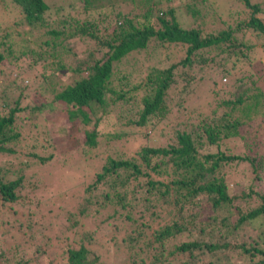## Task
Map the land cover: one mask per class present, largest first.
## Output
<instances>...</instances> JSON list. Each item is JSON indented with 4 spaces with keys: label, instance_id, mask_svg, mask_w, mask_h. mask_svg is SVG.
<instances>
[{
    "label": "trees",
    "instance_id": "1",
    "mask_svg": "<svg viewBox=\"0 0 264 264\" xmlns=\"http://www.w3.org/2000/svg\"><path fill=\"white\" fill-rule=\"evenodd\" d=\"M170 1L145 0L143 11L134 18L117 14L115 28L110 33H103L95 20L80 21L77 16L62 20L58 29L49 28L46 34L54 38L63 37L68 44L75 39L94 42L93 47L85 52L83 60L71 52L69 46L60 47L55 53L40 51L36 54L50 60L52 68L75 76L73 81L61 87L52 101H47L42 95L47 94L40 88L54 83L51 76H43L45 83L36 86H39V91L32 95V105L22 106L20 101L25 99L22 95L16 99L13 108L7 103L0 104V110L8 109L6 114H0V154L13 153L8 144L23 141V135L14 131V124L19 122L18 113L26 109L41 115L45 111L65 113L71 125L80 121L87 128L83 132L81 148H95L97 128L106 114L109 96L112 102L127 103L135 99L140 103L136 115L127 122V125L135 127L131 135L137 133L140 138L146 139L145 130L155 131L156 128L160 138L174 137L169 139L167 146H144L139 151L138 160L119 155L107 157L94 180L76 190L68 199L69 204H56L57 198L50 200L52 203L48 210L52 215L48 217L51 220L42 223L43 233L29 228L32 224L26 222V217L30 214L17 220V210L12 208L24 200L21 194L26 188L23 170H18V178L12 180L0 169V211L3 210L0 217L5 218L4 224L10 228V235L16 236L22 228H26L30 235L28 240L32 242L38 236L47 237V240L55 237L57 241L61 237L63 243L55 251L50 249V244H44L52 250L49 254L35 247L38 264H107L106 257L101 262V256L96 252L99 250L94 246L101 242L98 229L99 236L107 235L102 242L103 248L114 241V231L110 234L105 227L90 224L101 217L104 220L102 225L110 224L114 229L117 228L115 220L131 225L128 230L123 228L121 237V242L132 251L130 264H264V232L259 233L258 238L256 236V241L241 238L246 226H259L264 220V191L258 190L259 184L264 185L261 167L264 159L245 152L231 154L222 147L223 143L238 139L239 128L243 123L250 122L244 118L247 116L241 109L254 101L264 105V72L260 75L252 72L248 76L244 73L240 78L236 76V72L249 62L247 54L254 52L256 45L243 40L236 43L234 39L245 29L250 30L261 41L259 51L264 55V17H259L264 9L259 4H252L251 0H239L248 10V15L235 26L227 24L226 29H217L214 26L217 23L208 11L201 14L194 6L186 4V13L192 17L193 23L183 28L176 16L177 10L169 5ZM12 2L21 12L20 23L30 28L49 27L44 16H47L50 7L44 0ZM83 4L87 8L90 0H83ZM152 43L163 49L181 46L185 51L184 57L176 64L151 67L144 81L133 86L127 84L129 73H120V63L128 55L143 51ZM225 43L228 44L222 48ZM210 48L220 49L218 55H222V62L219 61L217 69L233 77L235 85L229 86L232 91L227 92V98L215 102L209 113H199L194 118L187 112L185 101L171 104L168 93L178 85H181L176 98L178 101L182 100V95L191 93L188 88L192 86L196 74L192 68L194 56ZM67 53L73 58L69 64L64 58ZM4 59L0 51V67ZM222 64L228 67L224 68ZM178 67H181L180 71H177ZM247 83L251 85L249 88H246ZM173 105L175 110L172 112ZM170 115H173L172 119ZM35 145L43 151L47 150L44 143L36 141L28 146ZM75 145L68 146L67 150L71 152ZM28 157L43 165L53 155L43 158L32 150ZM241 162L247 163L252 170L251 185L249 193L237 196L228 189L224 169L230 163L237 166ZM30 183L27 182L32 190L44 193L40 184ZM78 196L82 197L83 203L73 209L70 201ZM32 215L31 221L35 223ZM62 221L67 224L66 227L62 226ZM181 237L185 239L179 240ZM19 243L20 240H17L8 254L0 252V264H29V260L18 255Z\"/></svg>",
    "mask_w": 264,
    "mask_h": 264
},
{
    "label": "rangeland",
    "instance_id": "2",
    "mask_svg": "<svg viewBox=\"0 0 264 264\" xmlns=\"http://www.w3.org/2000/svg\"><path fill=\"white\" fill-rule=\"evenodd\" d=\"M44 1L50 7L47 16H44L45 18L47 17L46 23L49 24V27L30 28L27 24L20 23L21 12L15 7L12 0H0V51L5 56L0 67V104L7 103L10 108L16 105L15 101L20 95L25 97V99H21L20 101L22 106H26L27 104L32 105V95L36 91H39V86H36L45 83L43 76H51L54 83L52 86L43 85L40 88V91L47 94L41 93L47 101H52L53 96L60 88L69 84L75 78L69 72H62L52 68L49 63L50 60L43 59L37 55L40 51L55 53L60 47L69 46L71 52H75L83 60L85 52L93 47L92 43L94 42L88 43L82 42L81 39H75L68 44V41L63 37L54 38L46 34L49 28L58 29L61 26L62 20H67L70 16H77L80 21H97L103 33H110L115 28L114 21L117 14L134 18L136 14L143 11L142 8L145 6V0H90V5L87 8L84 7L83 0ZM238 1L171 0L169 5L177 10L176 16L183 28H187L193 23L192 17L186 13L187 11L184 7L186 4H189L194 6L196 10H199L201 14L209 12L208 14L217 23V25L214 24L217 29H226L228 27L227 24L235 26L240 19L248 15V10ZM251 3L259 4L264 9V0H251ZM207 6L209 7L208 9H206ZM259 17H264V13L259 14ZM244 33H246V37L242 38ZM234 39L236 43L243 40L248 44L256 45L255 51H250L247 54L249 62L245 63V66L236 72V76L240 78L244 73L245 76L250 75L252 72L259 75L263 73L264 55H261L259 51L261 41L255 38L248 29L240 32L237 35V39L236 37ZM227 44H223L222 48ZM219 50V48H210L195 54L192 68L196 74L192 86L188 88L191 91L189 95H182V100L180 101L176 99L181 85L174 87L168 93L171 104L185 101L188 108L186 109L187 112L194 115V118L199 113H209L216 103H219L222 98H227V92L229 90L232 91V87L229 86L235 85L233 77L224 75L221 70L217 69L218 63L222 58V55H218L220 53ZM184 54L185 51L181 46L174 45L163 49L159 45L152 43L145 50L128 55L120 63L118 70L122 74L129 73L126 82L133 86L141 80H145L149 68L160 67L163 64H176L184 57ZM70 55L67 53V57H64L65 62H68V64L73 60ZM95 56L98 57L97 55ZM222 65L224 68L228 67L225 64ZM180 68L178 67L177 71H180ZM220 68H222L221 65ZM250 86L247 83L246 88ZM51 91L53 93L49 94ZM109 98V104L105 110L106 114L102 116V121H99L97 128L98 135L95 148H81L83 144V132L87 128L83 127L80 121H77L75 125H71L67 122L65 113L45 111L41 115L31 109L18 113L19 122H15L14 127L16 130L14 131L20 132L24 139L17 144H8V147L14 150L13 153L0 154V169H2V173L6 172L7 177L12 180L18 178V170H23L22 175L24 176L26 188L21 191V194H23L24 200L22 199L19 203L14 204L12 208L17 210L18 214L15 215L17 220L22 215L27 216L30 214L26 217V222L32 224L29 227L31 230L43 233L41 230L42 223L51 220L48 217L52 215L48 210L49 205L52 203L50 200L57 198L59 200L56 204L68 203V199L76 190L83 188L85 184L94 180L95 174L101 170L107 157L119 155L138 160L140 159L139 151L144 146H167L169 139L174 138H160L156 128L155 131L152 129L145 130L146 139L140 138L137 133L131 135L130 133L135 127L127 125V122L136 115L140 103L135 99H131L127 103L112 102V97L109 96ZM171 110L172 112L175 110V105H173ZM6 111L8 109L5 111L0 110V114H6ZM242 111L243 115L247 116L243 117L250 120V122L248 121V124L241 122L243 125L239 128L241 133L237 137L238 139L223 143L222 147L231 154L245 152L252 157L264 159V105L261 106L259 101L257 103L254 101L248 106L243 107ZM172 116H169L170 119L173 118ZM46 118L49 120H46ZM33 141L44 143L47 146V150L43 151L37 147L38 145L29 148L28 145ZM72 144L75 145V149L69 152L67 147ZM32 150H36L38 155L43 158L49 155H53V158L41 165L36 159L28 157V153L32 152ZM261 167H263L262 175L264 177V162L261 164ZM224 173L226 174L228 189L230 192L232 191V195L240 196L242 193H249L252 170L248 167L247 163L241 162L237 166L230 163L225 166ZM27 182H32L35 185L40 184L39 186L44 189V193L32 190L31 183L28 185ZM255 189L253 188V190ZM258 190L264 191V185L259 184ZM46 192L50 194H45ZM70 202L73 203L71 208L74 209L82 205L83 199L78 196L77 199ZM33 204L37 205L35 209L36 205ZM1 213H3V210L0 211V215ZM232 214H234V210H232ZM31 215L36 222L39 220L38 224L31 221ZM101 218L92 221L90 223L91 226L94 227L96 223L99 227H105V231H110V234L114 231L112 234L114 235V241L106 244L107 247L103 248V240L107 238V235L99 236L100 229H98L97 235L101 242L98 243L100 245L97 244L98 247L94 246V249L99 250L96 252L101 256V262L106 257L107 264H130L131 260L129 258L132 255V251L128 249L126 244L121 242V237L123 235V228L125 227L128 230L131 228V225L115 220L117 228L114 229L110 224L103 223L102 225V221L104 220ZM22 219H24V216ZM4 223L5 218L0 217V233H3L0 237V252L8 254L13 250L11 248H14L17 240H20L17 247L18 255L21 258L24 257L26 260H29V264H38L39 258L38 253H35V247L38 246L46 254H49L52 250H57V246L63 243L61 237H59V241L55 237H52L50 240L48 239V241L47 237L40 238L38 236L36 241H29L28 237L30 235L26 228H22L16 236L13 234L12 237L9 233L10 228L5 226ZM66 225L62 221V226L66 227ZM91 226L90 228H93ZM259 226L252 224L251 226H246L241 233V238L246 239V241H256L259 233L264 232V220H262V225ZM46 232L47 229L45 230V234L48 236ZM183 239L185 237H181L179 240ZM44 244H50V249L52 250L46 248ZM58 252L60 253V250ZM203 259L206 258L203 257ZM53 264L56 263L53 262Z\"/></svg>",
    "mask_w": 264,
    "mask_h": 264
}]
</instances>
